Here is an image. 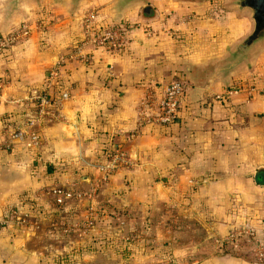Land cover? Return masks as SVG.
<instances>
[{
  "label": "crops",
  "instance_id": "crops-1",
  "mask_svg": "<svg viewBox=\"0 0 264 264\" xmlns=\"http://www.w3.org/2000/svg\"><path fill=\"white\" fill-rule=\"evenodd\" d=\"M114 1L83 0L70 11L67 0H24L6 27L0 14L1 34L20 22L30 27L0 53V264H54V255L86 235L61 241L43 225L85 208L96 217L93 237L102 244L130 238L138 261L164 249V264H233L216 256L212 239L243 216L264 222V46L227 80L201 82L199 68L249 31L246 12L213 9L209 0H154L153 11L138 4L119 11ZM88 13L94 31L120 24L126 43L114 52L86 44L77 54ZM60 57L53 85L61 79L67 97L51 103L57 91H49L43 113L37 97ZM173 78L185 84L175 118L140 121L139 97L147 88L158 94ZM17 130L21 138L12 137ZM31 133L39 142L27 146ZM107 137L127 163L98 182L91 200L54 205V188L99 178L94 165ZM12 207L31 214L29 222L17 223Z\"/></svg>",
  "mask_w": 264,
  "mask_h": 264
},
{
  "label": "built area",
  "instance_id": "built-area-1",
  "mask_svg": "<svg viewBox=\"0 0 264 264\" xmlns=\"http://www.w3.org/2000/svg\"><path fill=\"white\" fill-rule=\"evenodd\" d=\"M30 27L28 24H22L15 29L8 31L5 34H0V53L2 50L12 46L20 39H24L28 36ZM82 40L79 46L76 47V53L80 54L81 47L89 44L94 47H102L107 52H114L121 48L127 41L125 32L121 28L108 27L101 31H94L93 28V15L88 13L84 15L82 19ZM62 57L58 58L51 69L46 72V76L43 82L44 95L37 97L40 109L43 110V106L47 103V93L51 89V86L55 83V78L58 75V68L62 61ZM185 90V84L180 78H173L169 80L156 94V92L147 88L146 92L139 97L137 101V118L142 122H149L156 125H166L170 123L176 115V111L179 104L181 94ZM250 90H253L250 88ZM67 97V91L61 89L51 96V103H58ZM43 113H47L43 110ZM12 137L21 138L22 133L20 131H12ZM39 142V138L36 134L31 133L27 136L26 145L31 146ZM127 155L121 149L119 145L108 149L103 153L101 159L95 163L94 168L99 172V178L95 181H89L86 187H66V188H54L51 193L53 194L52 203L56 206L64 205L67 201L73 200L79 202L81 200H91L95 196L99 183L105 181L107 176L127 163ZM90 208H88V214ZM8 214L15 218L17 223H24L26 220L27 212L20 211L16 208H10ZM7 218H4L1 223H6ZM85 225H90L89 216L84 220ZM67 230L66 226L63 229ZM227 236L232 237L233 233L228 232Z\"/></svg>",
  "mask_w": 264,
  "mask_h": 264
},
{
  "label": "rangeland",
  "instance_id": "rangeland-1",
  "mask_svg": "<svg viewBox=\"0 0 264 264\" xmlns=\"http://www.w3.org/2000/svg\"><path fill=\"white\" fill-rule=\"evenodd\" d=\"M165 1L166 0H164V2ZM209 1L213 4V9L228 8L226 6L227 0ZM183 2H192V0H173V2H170L169 0V5H181ZM138 5L139 7H148L152 11L155 10L157 6L154 3V0H145ZM158 6H160V4H158ZM164 7H166V5H164ZM22 24H25V22H20L17 26L11 27L10 30L15 29ZM21 40L22 39L19 41ZM22 211L25 212V210ZM85 211L84 214L76 213L77 215H72L73 218L69 217L67 219L62 217L64 216L63 214L58 213L54 220H49L47 224L43 225L42 230H44V233L47 234V231L51 229L52 231L57 232V236H59L58 238L62 239L61 241L66 239V235H68V237L72 235L78 236L79 233L82 232L81 230H83L86 235L83 242H80L79 245L77 244L76 249H68L66 252L54 255V264H164V249H150L152 253H155L153 255L155 259L147 258L138 261L135 249H131L130 247V243L132 242L130 241V238L122 237L118 240L102 238L104 243H99L97 237L94 238L93 234H91L93 233L92 227L95 225L96 218L91 214L93 209L89 210V214L86 208ZM30 216L31 214L27 212L26 220L23 224L29 222L28 219ZM88 216L91 223L87 226L85 225L84 220ZM258 217L259 216H257L256 213L246 217L243 216V218H239L242 220L235 222L225 234L218 235L215 239H212V243L217 247L216 256L226 257L233 261V264H264V222L259 220L260 218ZM109 224H111V222ZM65 226L67 228L66 231L63 230ZM228 232H232L233 236H227ZM61 241H58V243H61ZM125 247H127V249ZM137 256L139 255L137 254ZM224 264L229 263L227 262Z\"/></svg>",
  "mask_w": 264,
  "mask_h": 264
},
{
  "label": "water",
  "instance_id": "water-1",
  "mask_svg": "<svg viewBox=\"0 0 264 264\" xmlns=\"http://www.w3.org/2000/svg\"><path fill=\"white\" fill-rule=\"evenodd\" d=\"M24 0H1L0 14L6 27L11 20L23 13ZM83 0H67V7L75 11ZM145 0H115V8L122 11ZM226 6L236 12H246L251 22L249 31L233 42L218 60L209 62L196 73L201 82L210 83L214 78L225 81L240 68L250 64L252 55L264 46V0H227Z\"/></svg>",
  "mask_w": 264,
  "mask_h": 264
},
{
  "label": "trees",
  "instance_id": "trees-1",
  "mask_svg": "<svg viewBox=\"0 0 264 264\" xmlns=\"http://www.w3.org/2000/svg\"><path fill=\"white\" fill-rule=\"evenodd\" d=\"M147 10H145V12H144V14H146L147 12H146ZM112 27H116V28H122L121 26H120V24H112L111 25ZM58 78V77H57ZM58 80H60V83H58V84H55V85H52L51 86V89L49 90V91H53V92H55V91H58L59 89H61L62 88V86H63V81L61 80V79H58ZM51 100H53V99H51ZM118 144H117V140L115 139V138H113V137H107L105 140H104V142H103V146L100 148V158L103 156V153L104 152H106L108 149H110V148H113V147H115V146H117ZM126 249H127V247H125ZM129 248V247H128Z\"/></svg>",
  "mask_w": 264,
  "mask_h": 264
}]
</instances>
